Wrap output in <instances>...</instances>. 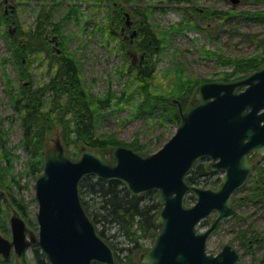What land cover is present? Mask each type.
<instances>
[{"label": "water", "instance_id": "obj_1", "mask_svg": "<svg viewBox=\"0 0 264 264\" xmlns=\"http://www.w3.org/2000/svg\"><path fill=\"white\" fill-rule=\"evenodd\" d=\"M127 53L131 63L138 58L141 63L143 54ZM193 98L184 110L179 105L181 121L174 133L148 155L121 145L111 148L113 161L87 148L78 158L60 145L47 150L34 182L37 233L20 216L10 217L11 238L0 234V255L21 256L35 245L48 264H120L81 204L79 183L94 175L117 180L134 195L156 191L160 229L143 254L145 264H239L242 253L233 242L215 253L206 244L219 223L235 215L232 196L251 174V154L264 152V64L237 80L201 83ZM202 158L212 172H221L216 186L186 180ZM189 194L194 202L187 205ZM212 214L201 229L200 221Z\"/></svg>", "mask_w": 264, "mask_h": 264}, {"label": "rangeland", "instance_id": "obj_2", "mask_svg": "<svg viewBox=\"0 0 264 264\" xmlns=\"http://www.w3.org/2000/svg\"><path fill=\"white\" fill-rule=\"evenodd\" d=\"M131 4L135 7H144L148 4L155 7L152 9L153 14L150 19L161 29L176 23L181 16L180 9L176 7L177 4L172 2L163 0L128 2L125 0L120 4L122 21L115 26L113 23V16L116 14L114 12L115 2L112 1L7 0V5L14 6L17 12L16 16L11 18V20L14 19L12 24L10 21L8 26L0 25V118L3 119V128L9 132L8 146L13 149L14 154L12 170L16 176L22 174L21 184H24L22 196L32 221L36 222L35 213L38 208L34 189L35 179L27 165V153L19 146L23 133L19 120H15L18 116L7 92L6 75L13 82L15 90L21 84L28 85L33 89L49 78V74L53 72V68L50 73L47 69L51 62L54 64L61 56L71 55L78 64L82 83L88 93L102 96L106 92H111L114 96H118L115 97L116 102L122 97L123 101L117 102V105L116 103L113 104L115 106L110 104L98 111L96 122L98 132L119 140L123 143L121 146L127 147V145L135 143L143 146L144 151L153 153L162 146L177 127L172 122L160 123L157 117L149 118L147 115L137 113L141 94L137 92L132 95L135 85L134 83L130 84L132 76L127 71L128 65L131 64V58L127 51L135 50L133 43L136 32L131 34L138 29L137 20H139L130 13ZM194 5L197 8L229 9L234 7L237 11H242L264 9V0H238L236 4H233L231 0H194ZM4 8L5 6L0 0V12L4 11ZM44 10L49 12L52 18V25L47 24L43 27V36L49 40V56L43 53L31 55L25 66L28 69V76L21 81L13 59H9L6 63L2 62V57H11L7 44L8 37L4 34L7 32V34H16L20 26L24 30L35 28L37 21L41 20V11ZM126 12H128L129 23H127ZM59 21L62 22L61 35L53 29L56 27L54 23ZM114 29L115 31H113ZM204 48L215 52L216 55H205ZM135 51L139 57L141 52ZM262 52H264V24L246 19L240 14L227 19L216 17L207 23L202 31L187 30L184 33H176L168 39V42H165L161 54L154 57V59H158V65L153 84L157 91H168L171 88V82L178 74H182L185 78H197L203 83L218 81L224 72L231 70L232 66L219 61L217 54L241 58ZM137 63H139V58L135 61V64ZM124 89L126 92L121 95ZM191 101H194L193 96ZM57 145L62 146L67 152L61 139V127L55 123L53 129L47 134L45 152ZM83 148L90 149L84 145L77 148L76 145L71 144L69 146L70 154L67 153L73 158H78L80 150ZM111 148H106L102 152L96 149L91 150H95L108 160L113 161L110 155ZM139 154L145 155L143 152ZM249 159L251 163L258 161L259 166H264V152H253ZM206 162L209 164L208 159ZM246 189L248 188L245 187L235 192L233 196L247 193ZM193 202L194 197L188 203L185 199L187 205ZM12 216L21 217V214L13 205H10L8 219ZM213 217L214 214L208 220L210 221ZM23 220L28 228L37 233V224L29 226L27 220L24 218ZM115 228L116 226H113L111 232L113 229L115 231ZM200 228L202 229L204 226ZM0 234L11 238L10 227L8 233L0 231ZM255 236L264 237V202L248 201L236 210L233 217L219 223L216 231L207 240L206 249L208 252L215 253L224 242L231 241L242 253L239 264H258L264 256V243L254 242L252 239ZM119 240L121 241L119 246H127L125 239ZM149 240H147L148 243ZM145 251L127 254L125 250H122L118 255L125 264H145L143 262ZM23 254H26L27 263L36 264L32 259L30 246ZM22 255L16 256L11 252L8 261H4L8 258L4 259L0 255V264H22Z\"/></svg>", "mask_w": 264, "mask_h": 264}, {"label": "trees", "instance_id": "obj_3", "mask_svg": "<svg viewBox=\"0 0 264 264\" xmlns=\"http://www.w3.org/2000/svg\"><path fill=\"white\" fill-rule=\"evenodd\" d=\"M104 1L115 2L114 12L116 14L113 16V23L115 26L119 22L121 23L120 4L121 1L124 2L125 0ZM126 1L134 2L136 0ZM163 1L177 4L176 7L181 12L180 19L176 23L163 29L155 25L150 19L153 14L152 9H155L152 5L135 7L131 4L129 7L130 13L139 18L133 48L143 54V59L141 64L131 63L128 65L127 71L133 77H130V84L134 83L135 85L132 95L137 92L141 94L137 113L147 115L149 118L157 117L160 123L169 121L178 126L181 121L179 105L184 110L191 101L196 87L203 81L197 78H185L182 74H178L171 82L170 90L157 91L153 83L158 59H154V57L161 54L165 42H168V39L176 33H184L187 30L202 31L205 29V25L216 17L227 19L240 14L246 19L264 24V9L237 11L234 7L229 9L197 8L194 5V0ZM16 12L17 9L11 15V13L1 11L0 25L8 26L11 17L16 16ZM41 12V20L37 21L35 28L24 30L20 26L16 34H7L8 32L4 34L8 37L7 44L11 57H2V62L6 63L9 59H13L21 81L28 76V69L25 66L28 64V58L31 55L43 53L49 56V40L43 36V27L47 24L52 25V18L49 12L45 10ZM54 24L56 27L53 29L61 35L62 22L59 21ZM203 51L208 56L215 54L206 48ZM217 58L223 64L232 66L230 71L224 72L218 79V81L225 82L243 78L264 64V52L241 58L217 54ZM52 68L53 72L50 73ZM47 69L50 73L49 78L33 89L28 85L21 84L15 90L13 82L5 74L7 92L18 116L15 120H19L23 133L19 146L27 153V165L34 179L41 172L47 134L53 129L55 123L61 127L62 143L68 153L71 144L76 145L77 148L84 145L101 152L105 151L106 148L123 144L114 137L98 132L96 129L98 111L110 106V104L111 106H115L113 105L115 103L117 105V102L123 101L122 97L116 102L115 97L118 96H114L111 92H106L102 96H94L88 93L82 83L78 64L71 55L61 56L54 64L51 62ZM125 92L124 89L121 95ZM8 134V130L3 128V119L0 118V231L2 233L9 232L10 205H13L20 212L21 217L27 220L29 226H36L37 224L29 218V210L22 196L24 188V184H21L22 174L16 176L12 170L14 154L13 149L8 146ZM127 147L135 152L150 154L144 151L143 146L135 143L127 145ZM206 160L207 158H202L190 170L186 176L189 183L201 187H210L216 186L220 182V172H212ZM249 182L251 184L249 183L245 199L252 202L258 199L260 202H264V171H258L256 179ZM79 192L81 204L86 214L95 224L99 235L111 245L120 264L125 263L118 255L119 252L125 250L127 254H130L145 251L154 233L160 229V225L156 221L160 207L155 200V190L134 195L117 180L87 175L79 183ZM191 199H193V195L189 194L186 198L187 203ZM208 224L209 220L203 219L200 221L199 227H205ZM113 226L116 228L115 231L113 229L111 232ZM121 238L127 241V246L118 245L121 243L119 240ZM148 239H150L149 243L147 242ZM252 240L264 243L262 236H255ZM30 247L32 259L36 264H48L38 246L32 245ZM8 260L9 258L4 261ZM21 263L29 264L26 254L22 255ZM258 264H264V256Z\"/></svg>", "mask_w": 264, "mask_h": 264}, {"label": "flooded vegetation", "instance_id": "obj_4", "mask_svg": "<svg viewBox=\"0 0 264 264\" xmlns=\"http://www.w3.org/2000/svg\"><path fill=\"white\" fill-rule=\"evenodd\" d=\"M2 4L5 6V8H4V11L6 12V13H11V15H13V11L15 10V8H14V6H11V5H7V0H2ZM12 18V17H11ZM14 22V19H12L11 20V24ZM133 64H135V63H133ZM253 164V168H252V170H251V174H250V176H249V178L247 179V181L240 187V188H238L237 190H235L234 191V193L235 192H237V191H240L241 189H243V188H248L249 187V183L251 184V182H249V181H251V180H255L256 179V177L258 176V171H264V166H259L258 165V161L257 162H255V163H252ZM220 174H221V172H220ZM255 174V175H254ZM249 189V188H248ZM248 189H246V190H248ZM264 190V189H263ZM248 192V191H247ZM234 193H233V195H234ZM246 194L247 193H244V194H238V195H236L235 197L234 196H232V198H233V203H232V205H233V207L235 208V210H237L239 207H241L245 202H248V201H250L249 199H245V196H246ZM254 202H256V203H258V202H260L258 199H255V201ZM236 214V213H235ZM211 221V220H210ZM210 221H209V223H210Z\"/></svg>", "mask_w": 264, "mask_h": 264}]
</instances>
